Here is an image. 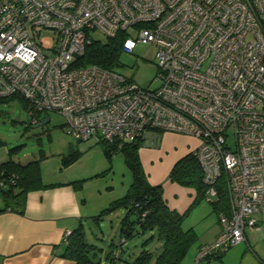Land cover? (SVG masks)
<instances>
[{"label": "built area", "instance_id": "built-area-1", "mask_svg": "<svg viewBox=\"0 0 264 264\" xmlns=\"http://www.w3.org/2000/svg\"><path fill=\"white\" fill-rule=\"evenodd\" d=\"M43 30L54 33L51 46L44 45ZM97 30L110 38L122 32V51L153 44L160 85L141 88L97 65L72 67ZM12 95L28 103L31 123L58 113L79 141L147 144L158 132L199 140L190 153L202 172L203 196L217 202L222 179L229 213L217 214L220 230L199 247L194 264L258 227L264 0H0V98Z\"/></svg>", "mask_w": 264, "mask_h": 264}, {"label": "crops", "instance_id": "crops-1", "mask_svg": "<svg viewBox=\"0 0 264 264\" xmlns=\"http://www.w3.org/2000/svg\"><path fill=\"white\" fill-rule=\"evenodd\" d=\"M155 137L156 139L154 138L138 149L139 162H141L144 174L149 184L162 185V197L170 208L180 213L188 209L186 217L182 220V227L196 231V222L210 215L213 208L208 203L193 204L196 197L195 189L170 180L168 172L178 159L197 147L199 140L173 132H160ZM92 148H94L93 145L86 150H78L79 157L71 164L67 166L60 164L50 181L43 178L44 170L40 168V178L47 186L27 191L22 214L11 209L0 212V264H75L73 260L66 259L61 254L66 246L67 232L72 231L78 224L86 222L87 216L83 213L86 205L85 199L76 184L93 173L106 172V168L108 171L111 170V161L106 158L105 163L98 161L94 163V166H90L94 171L90 167L79 170L75 166L78 159L86 153L89 152L88 155L92 156ZM97 191H101L100 188ZM2 206L0 195V208ZM120 212L123 216L125 209L122 208ZM191 216L194 217L189 220ZM255 218H257L258 227L243 230L245 241L231 247L219 258L205 260L204 264H264V213L256 215ZM216 224L219 223L216 221ZM216 224L212 220L210 225L195 232L199 240L198 244L192 252L190 251L192 246L190 247L181 264H194L193 257L197 249L211 242L218 234L219 227H216ZM213 228L212 236L204 239L203 236L207 235L208 229ZM117 239L118 237L113 241L114 244ZM125 260L129 262V259Z\"/></svg>", "mask_w": 264, "mask_h": 264}, {"label": "trees", "instance_id": "trees-1", "mask_svg": "<svg viewBox=\"0 0 264 264\" xmlns=\"http://www.w3.org/2000/svg\"><path fill=\"white\" fill-rule=\"evenodd\" d=\"M122 39H124L122 32L115 37H107L102 41L93 39L86 45L83 55L73 61L71 66L97 65L104 69L115 70V67L118 66L120 51H122ZM15 97L22 102V106L29 107L28 103L18 95L0 98V105ZM97 144L108 161H111L112 155L116 152L123 154L125 165L131 172V183L123 196L115 198L106 208L94 215L95 223L98 224L104 214L123 208L125 213L121 217L117 235L119 241L123 238L126 243L135 236L149 233L138 254L129 255V258L132 256L129 259V264H181L183 257L186 256L192 246L191 244L196 242L197 234L191 228L184 229L182 227V220L186 217L188 209L180 213L170 208L162 197V185L149 184L138 155V149L144 143L136 141L118 145L116 141H98ZM19 147L8 150V159L0 162V195L3 202L0 212L11 209L22 214L27 191L47 186L42 183L40 178L39 159L31 160L25 164L12 159L13 152ZM78 157V150H72L69 155L62 158V165L67 166ZM200 170L195 157L192 153H188L178 159L168 172L170 180L195 189L196 197L193 204L204 198L206 189ZM217 183L219 200L212 203L211 208L216 214L221 211L228 214L226 189L222 179ZM85 237L84 226L80 223L65 238L66 246L62 250L61 256L73 260L75 264H114L119 258L123 244H114L112 240L109 244V252L102 259L97 252V246L89 243ZM154 240L159 246L156 250L151 251L146 246ZM118 248L121 250L118 256L114 257L115 250ZM222 254L214 258H219ZM102 260H104L103 263Z\"/></svg>", "mask_w": 264, "mask_h": 264}, {"label": "rangeland", "instance_id": "rangeland-1", "mask_svg": "<svg viewBox=\"0 0 264 264\" xmlns=\"http://www.w3.org/2000/svg\"><path fill=\"white\" fill-rule=\"evenodd\" d=\"M54 36V33L43 30L42 41L44 45L51 46ZM91 36L94 40L102 41L107 39L106 35L98 30L91 32ZM155 50V46L151 43L138 42L132 51H120L118 66L115 67V70L128 80L137 83L141 88L154 89L160 85V81L155 78L157 71ZM22 105V102L17 97L0 105V162L8 159V150L20 146L13 152L12 159L22 164L35 158L39 159V166L44 170L43 178L46 181L53 179L56 168L62 164V158L69 155V152L72 150L83 151L91 145L94 146L92 148V156H89L88 152L85 156L78 159L75 166L79 170L85 167H92L98 161H101V163L106 162V157L97 141L93 139L89 141L76 140L73 135L65 130L63 116L55 112L42 113L40 120L44 114H47L49 121L43 125L35 126V124L31 123L28 108ZM40 120L37 124L40 123ZM111 158V170L108 171L106 168V172L93 173V175L78 181L76 184L86 204L83 213L87 217L86 222L82 224L86 232L85 238L89 243L97 246V252L102 259L109 252L111 241H114L118 237V227L122 217L120 211L122 209H116L104 214L103 219L100 220L98 225H96L97 223L93 219L94 214H98V212L106 208L109 202L114 200L113 198L122 196L131 182V172L125 165L123 154L116 152ZM91 167L90 169L94 171ZM99 188L101 191H97ZM199 202L208 203L211 207L210 202L206 198H202ZM193 217L191 216L189 220ZM217 219L216 212L211 210L210 215L196 222V231L210 225L212 220L214 224H216V221L219 223ZM215 226L219 227L220 230L219 224ZM209 230L207 231V235L203 236L204 239H209L212 236L214 228L210 232ZM148 234L135 236L121 245L122 251L114 264H126L125 259L128 261L132 256L138 254L142 248L143 241L149 236ZM118 241L117 239L116 244H118ZM198 241L196 240V242L191 244V252L197 246ZM211 242L206 244H210ZM157 246L159 245L154 240L146 247L154 251L158 248ZM129 255L132 256L129 258ZM205 262L203 261L202 264Z\"/></svg>", "mask_w": 264, "mask_h": 264}, {"label": "water", "instance_id": "water-1", "mask_svg": "<svg viewBox=\"0 0 264 264\" xmlns=\"http://www.w3.org/2000/svg\"><path fill=\"white\" fill-rule=\"evenodd\" d=\"M42 120H40V123L39 124H35V126H38V125H43L44 123H47L49 121V117L47 114H45L44 116H42Z\"/></svg>", "mask_w": 264, "mask_h": 264}]
</instances>
